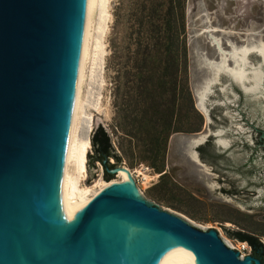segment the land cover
I'll list each match as a JSON object with an SVG mask.
<instances>
[{"label":"rangeland","instance_id":"374dc122","mask_svg":"<svg viewBox=\"0 0 264 264\" xmlns=\"http://www.w3.org/2000/svg\"><path fill=\"white\" fill-rule=\"evenodd\" d=\"M174 2V15L181 22V45L187 52L181 75L203 116L202 129L184 130L192 121L187 115L186 96L180 115L169 111L172 54L154 46L151 32V23L159 9L166 12L169 0H99L94 39L100 49L96 51L97 63L87 69L95 78L89 75L85 84L89 101L84 104L83 133L91 124L94 130L99 125L105 127L121 157L115 167L136 171L137 192L142 199L203 230H217L232 248L241 247L239 242L244 241L230 236L228 230L254 234L264 242V194H253L264 189V177L260 176L264 172V84L258 95H251L236 85L229 86L230 80L222 75L209 97L210 123L196 106V91L211 75L206 60L220 58L212 36L219 38L225 50L231 43L243 45L264 39V0ZM251 60L256 63L259 57L252 54ZM147 76L154 80L148 81ZM161 81L167 91L156 101L163 104L161 111L170 112L163 119L161 114L153 116V110L146 114L152 101L146 98L147 91L143 93ZM223 85L227 86L225 92ZM172 120H180L184 129L159 137L163 123ZM219 130L224 131L222 138L230 140L228 147L220 149L219 143L215 144L220 139L216 135ZM206 131L212 135L198 148L199 163L191 158L185 138ZM93 153L92 146L89 155ZM87 169V175L80 177L82 186H94L99 178L107 181L100 162L90 168L87 161ZM113 179H118L117 173ZM157 184L160 187L155 190Z\"/></svg>","mask_w":264,"mask_h":264},{"label":"water","instance_id":"95a60500","mask_svg":"<svg viewBox=\"0 0 264 264\" xmlns=\"http://www.w3.org/2000/svg\"><path fill=\"white\" fill-rule=\"evenodd\" d=\"M86 1L0 0V264H262L128 184L65 208L58 227L55 182ZM211 135L193 147L201 162Z\"/></svg>","mask_w":264,"mask_h":264},{"label":"bare ground","instance_id":"6f19581e","mask_svg":"<svg viewBox=\"0 0 264 264\" xmlns=\"http://www.w3.org/2000/svg\"><path fill=\"white\" fill-rule=\"evenodd\" d=\"M99 0H87L86 8L67 115V121L64 131V137L60 153V163L55 182L54 195V217L58 227L64 224V209L92 201L103 189L114 184H128L134 186L136 191L140 188L135 181V172L127 167L120 166L117 169V178L111 181H105L99 178L94 186H82L80 177L87 175L88 155L92 148L91 133L94 130V124L89 125L84 135V104L89 101L85 92L88 67L97 63L96 51L100 49V44L95 41V16ZM213 42L219 51L218 61L206 60V65L211 75L204 84L197 89V99L199 109L205 114L207 123L211 122V117L207 103L214 84L220 81L222 75L229 77V80L238 83L247 94L258 95L264 84V39H257L247 42L243 45L231 43L229 50H225L219 38L212 36ZM256 54L259 57L258 62L251 60V55ZM95 78L94 74L90 75ZM93 80V79H92ZM227 86L223 85L222 91L225 92ZM96 108V107H95ZM242 128V127H240ZM240 130V129H239ZM238 130V131H239ZM211 131L198 133L192 136L189 141L190 156L196 162L202 163L198 153L193 147L204 142ZM223 130L216 132L220 138L218 143L222 147H228L230 140L222 138ZM207 170V169H206ZM208 171V170H207ZM147 177V175H144ZM85 179V178H84ZM147 179V178H146Z\"/></svg>","mask_w":264,"mask_h":264},{"label":"trees","instance_id":"16d2710c","mask_svg":"<svg viewBox=\"0 0 264 264\" xmlns=\"http://www.w3.org/2000/svg\"><path fill=\"white\" fill-rule=\"evenodd\" d=\"M175 0H169L168 8L166 12L159 9V13H157V18L154 22L151 23L153 33L152 38L155 40L154 46L159 48L160 50L169 51L172 54V68L174 73V78L172 82V106L169 107L172 113H178L182 110L181 101L184 96L187 97L188 100V117L192 118V121L189 122L187 128H183L182 124H180V120H172L163 123L165 126L158 133L159 137L167 138L168 134H172L174 132L182 131L183 129L187 132H198L202 129L203 124V116L197 111L195 108V103L193 100L192 92L189 88V84L187 83L186 78L182 77V66L184 64L183 61L187 60V52L185 54V48L183 52V46L181 45L180 33H181V22L180 19L174 15L175 13ZM163 4H161L162 6ZM187 51V50H186ZM184 54V55H182ZM163 76H161L162 78ZM148 81H153V76H147ZM146 90V98L150 99L152 102L149 103V107L145 110L146 114L149 110L154 111L153 116H157L161 114V119L164 117H169L170 112L161 111V106L163 104L161 102H157L156 98L160 95H164L167 91L166 83L159 82L158 86H154L151 90ZM147 99V100H148ZM168 108V109H169ZM148 131V130H147ZM168 131V132H167ZM165 132L166 134L165 136ZM91 144L93 146V154L88 155V166L90 168L95 167L97 162L104 168V177L107 181H111L115 174L111 173L110 170L114 169L116 164L121 162V157L116 152L110 135L105 129L103 125H99L92 132ZM115 160V162H111V160ZM165 175V174H164ZM160 187L157 184L154 189L157 190ZM230 236L237 238L241 241L248 242L253 250L256 258L260 259L262 264H264V245L260 242L259 238L243 231H235L228 230Z\"/></svg>","mask_w":264,"mask_h":264},{"label":"built area","instance_id":"2783aa9c","mask_svg":"<svg viewBox=\"0 0 264 264\" xmlns=\"http://www.w3.org/2000/svg\"><path fill=\"white\" fill-rule=\"evenodd\" d=\"M239 244L241 245V247L239 246L234 249L240 252V256L245 257L246 255H249V251L251 249L250 246L246 242H239Z\"/></svg>","mask_w":264,"mask_h":264},{"label":"flooded vegetation","instance_id":"af4514ba","mask_svg":"<svg viewBox=\"0 0 264 264\" xmlns=\"http://www.w3.org/2000/svg\"><path fill=\"white\" fill-rule=\"evenodd\" d=\"M209 142V141H208ZM222 147V146H221ZM262 178L264 177V172H263V174H261L260 175ZM264 182V181H263ZM253 194H255V195H263L264 194V189H259V190H255L254 191V193ZM252 235H254V234H252ZM254 236H256V237H258L257 235H254ZM259 238V237H258ZM259 240H260V242H262V244L264 245V242L261 240V238H259ZM249 246H250V251H249V255H252V256H254L255 258H256V256L254 255V250H253V248H252V246L248 243V242H246Z\"/></svg>","mask_w":264,"mask_h":264}]
</instances>
